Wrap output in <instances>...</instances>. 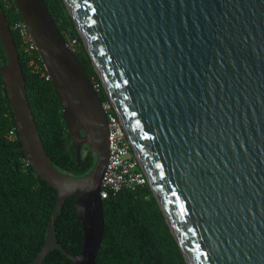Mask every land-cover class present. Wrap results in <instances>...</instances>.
I'll return each instance as SVG.
<instances>
[{"label":"water","instance_id":"water-1","mask_svg":"<svg viewBox=\"0 0 264 264\" xmlns=\"http://www.w3.org/2000/svg\"><path fill=\"white\" fill-rule=\"evenodd\" d=\"M187 264H264V0H63ZM58 98L84 177L58 172L37 135L13 36L0 11V68L26 161L57 193L44 246L96 264L104 235L106 115L44 0H14ZM75 198L81 252L56 240Z\"/></svg>","mask_w":264,"mask_h":264},{"label":"trees","instance_id":"trees-1","mask_svg":"<svg viewBox=\"0 0 264 264\" xmlns=\"http://www.w3.org/2000/svg\"><path fill=\"white\" fill-rule=\"evenodd\" d=\"M48 11L90 82L98 76L63 0H44ZM13 36L24 77L27 100L37 135L54 168L84 177L94 168L95 155L87 146L78 164L75 149L63 122L58 98L38 55L22 47L13 25L20 22L14 0H0ZM34 58V65L31 60ZM6 54L0 41V68ZM37 68V69H36ZM100 102L107 99L101 91ZM13 131L14 135H10ZM57 193L38 177L21 151L11 107L0 72V264H33L44 246L50 214ZM75 198H69L56 220V240L69 254L81 252L83 232L77 219ZM104 235L96 264H187L155 196L143 188L123 190L102 199ZM42 264H72L61 249L51 252Z\"/></svg>","mask_w":264,"mask_h":264},{"label":"built area","instance_id":"built-area-1","mask_svg":"<svg viewBox=\"0 0 264 264\" xmlns=\"http://www.w3.org/2000/svg\"><path fill=\"white\" fill-rule=\"evenodd\" d=\"M13 28L18 34L25 52L32 57L35 56L37 54L36 47L31 40L25 24L20 21L15 23ZM73 44L74 42L70 45L71 48ZM30 63L31 65L35 64L34 58H32ZM46 80H49L48 76L46 77ZM91 84L96 94L103 91L107 97V99L101 103L107 119L109 152L108 164L101 184L102 199L109 195H116L123 190L132 191L137 188H143L148 184V178L141 169L140 162L132 150V146L128 140L118 113L105 92L104 86L99 77L98 80L93 79ZM10 135H14L13 131Z\"/></svg>","mask_w":264,"mask_h":264},{"label":"bare ground","instance_id":"bare-ground-1","mask_svg":"<svg viewBox=\"0 0 264 264\" xmlns=\"http://www.w3.org/2000/svg\"><path fill=\"white\" fill-rule=\"evenodd\" d=\"M94 79V78H93ZM96 79V78H95ZM106 100V99H105Z\"/></svg>","mask_w":264,"mask_h":264}]
</instances>
